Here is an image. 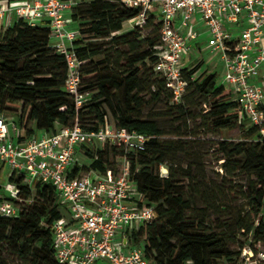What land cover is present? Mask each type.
Listing matches in <instances>:
<instances>
[{
    "label": "trees",
    "instance_id": "1",
    "mask_svg": "<svg viewBox=\"0 0 264 264\" xmlns=\"http://www.w3.org/2000/svg\"><path fill=\"white\" fill-rule=\"evenodd\" d=\"M139 11L125 6L121 0H77L71 7L70 16L79 31L73 45L81 64V90L97 91L79 108H75L73 99L63 89L65 60L49 46L48 26L29 25L17 19L0 32V109L12 110L24 134L49 133L57 123L70 126L75 120L84 130H94L104 122L108 111L119 127L148 135L143 151L128 152L125 157L129 159L130 176L141 197L147 203H162L156 206L153 220L132 230L133 244L141 248L152 264H186L187 261L221 264V260L235 264L240 248L249 238L264 242V133L260 126L249 121L231 91L216 82L215 73L202 70V60L181 69L187 84L181 98L172 101L164 80L152 68L157 56L155 46L159 43V19L157 25H152L149 22L154 15L149 13L144 25L154 27L155 39L141 40L137 29L121 32L123 22ZM103 39L110 46L108 50L113 49L117 55L113 67H103L102 61L93 59L102 52L95 42ZM121 47L127 50L121 51ZM120 60L123 65L118 64ZM141 82L147 83L151 99L163 101L172 110L169 114L176 116L174 120H181L184 125L199 117V127L209 131L235 128L240 131L237 140L222 139L213 146L223 160L224 176L231 180L241 174L247 180L244 194L248 209L236 210L232 223L224 221L218 229L205 224V217L210 216L208 209L216 207L215 213L232 206L215 205L216 189L204 179L202 166L192 165L187 158L186 167L177 173L170 166H166V176L152 171L151 167L162 165L168 157H176L178 153L190 156L193 149L180 140L161 139L164 131L157 119L141 117L145 106L140 95L145 91ZM117 92L121 95L120 104L114 103ZM192 107L201 109L194 114ZM173 133L179 135L177 131ZM83 148L91 159L87 168L104 171L102 151ZM136 165L140 169L133 174ZM177 177L190 181V197L177 188ZM22 178L14 172L9 175L10 180H19L23 203L16 215L0 216V264H7L4 249L24 263L58 264L50 228L62 213L57 193L50 184L38 183L36 194L28 201L30 193L27 186L20 184ZM195 201L201 204L197 207L201 218L193 214ZM239 236L243 238L241 241ZM233 242L238 244L236 251L229 247Z\"/></svg>",
    "mask_w": 264,
    "mask_h": 264
},
{
    "label": "built area",
    "instance_id": "2",
    "mask_svg": "<svg viewBox=\"0 0 264 264\" xmlns=\"http://www.w3.org/2000/svg\"><path fill=\"white\" fill-rule=\"evenodd\" d=\"M127 7L139 8L131 18L143 27L153 0H121ZM159 6V43L152 63L178 101L185 91L181 69L190 49L202 32L207 43L221 54L223 81L252 124L264 133V0H157ZM75 0H0V32L17 19L29 25L49 28V46L63 55L66 65L63 89L75 108L88 100L82 91L81 64L73 42L78 27L66 20ZM241 19L245 25L241 26ZM241 26L236 30L233 27ZM262 83V84H261ZM42 132V131H40ZM149 136L119 127L105 117L94 130H84L77 120L72 125L58 124L54 131L24 134L15 117L0 109V216H14L23 203L18 179L2 180L4 169L23 176L31 198L37 184L47 183L57 193L61 216L52 221V248L58 264H152L130 234L156 217L155 203H143L130 176V162L124 157L117 173L78 163L77 150L96 143H108L125 152H141ZM9 174V175H10ZM167 169L162 168L161 176ZM264 219V212H262ZM186 264H191L187 261ZM235 264H264V242L248 241L240 248Z\"/></svg>",
    "mask_w": 264,
    "mask_h": 264
},
{
    "label": "rangeland",
    "instance_id": "3",
    "mask_svg": "<svg viewBox=\"0 0 264 264\" xmlns=\"http://www.w3.org/2000/svg\"><path fill=\"white\" fill-rule=\"evenodd\" d=\"M77 1V0H75ZM153 14L154 17L153 20L149 23H152V25H157L158 22V16L157 13L152 10L147 13ZM66 20L69 22V24L72 27H75L73 20L71 19V16L69 13L66 12L65 15ZM124 30L129 28L126 31H131L134 29H137L140 31V39L143 40L147 37H152L155 39V32L153 26H144V27H138L131 22H125L123 25ZM236 29V28H235ZM193 30L196 32H202L197 39L194 42L193 47L190 49L189 54L183 58V65L192 66L197 61L202 60L203 61V69H206L208 72H213L216 75V82L218 84L223 83L225 86V82L223 81L224 76V67H223V61L221 59V54L218 51H213L211 47L208 45L207 40L208 36L207 33L204 32V28L202 25H197L193 27ZM238 30V29H236ZM106 39L100 40L99 42H95L97 44L98 49H100L102 52L94 56V61H102V66H109L113 67L115 59L117 58V55H114V50H108L110 46L107 44ZM144 45V44H143ZM145 47V45L143 46ZM121 51H126L127 49L125 47L119 48ZM119 65H123L124 62L120 60L118 62ZM149 67V65H148ZM83 84L85 85L86 82L83 81ZM142 88L145 90L144 92H141V97L144 98L145 106L142 109L141 117L147 118V117H155L159 124L161 125L164 134L161 136V139L163 140H180L181 142H185L188 145H191L193 152L190 156L183 155L181 153H178L176 157L170 158L168 157L166 161L159 165L158 167L153 166L152 171L154 173H160L162 168H166V166L172 167L173 172L177 173L180 171V168L186 167V159L189 158L192 162V165L194 166H202L203 167V176L204 179L209 183V185L216 189L215 196L218 197V200H216V203H220L221 205L229 204L232 206V208L226 209L224 211H217L213 212L214 208H210L207 210V212L210 214V216L205 217V224L210 226L213 229H218V225L223 223L224 221H229V223H232L233 220H235V212L236 210H244L247 211L246 206V195L244 194L246 191V185L247 180L246 178L239 174L235 177H233L231 180L228 179V176H224L223 168H222V159H219V153L214 151V143L216 141L222 140V139H228V140H237L240 135V131L235 129H223L220 131H209L206 128L199 127L200 118L195 117L194 119L189 120L186 122V125H184L183 121L181 120H174L175 115L169 114L170 111L168 106L163 101H154L151 99V96L149 94V91L147 90V83L141 82ZM97 93L96 90H90L88 91V99L95 95ZM120 92L116 93V97L114 100L115 104H120ZM164 98V95H161V99ZM204 108V106L202 107ZM194 111V114H196L201 107H197L196 109L192 107ZM12 111V110H11ZM11 111H7L6 113L9 115L14 116V113ZM107 119L112 120V116L110 112L107 111ZM179 132V135H174L173 132ZM90 147V146H86ZM94 151L101 150L103 153V162L105 167H110L114 173H117L122 167V162L125 157V154L127 152L121 150V149H113V146L108 143H96L93 148ZM76 159L79 164L84 166V169H87V167L91 163V159H89L86 156V151L83 147H80L77 150ZM194 166H191V171L194 170ZM136 171L133 174H136V172L140 169L139 165H136ZM167 169V168H166ZM168 170V169H167ZM10 174V169L6 167L4 169V173L2 175V180L7 181L8 176ZM132 174V173H131ZM177 188L185 193L186 197H190V189H189V180L181 177H177L175 179ZM140 200L143 203H147V200L143 197H140ZM159 203H155L157 206ZM200 207L201 204L199 201L194 202V215L197 216V218H201L199 215V212H197V207ZM62 212V211H61ZM197 212V213H196ZM228 212H232V214H228ZM264 212V207H263ZM238 239L241 241L243 238L238 237ZM229 247L232 251H236L239 249L238 244L233 242L229 243ZM3 255L5 256L7 264H28L24 263L17 258H15L11 252L7 249L3 250ZM221 264H228L227 262L221 260L219 261Z\"/></svg>",
    "mask_w": 264,
    "mask_h": 264
},
{
    "label": "crops",
    "instance_id": "4",
    "mask_svg": "<svg viewBox=\"0 0 264 264\" xmlns=\"http://www.w3.org/2000/svg\"><path fill=\"white\" fill-rule=\"evenodd\" d=\"M152 10H154V11L157 13V16H158V19H159V6H158V2H157V0H153V1H152V8H151L150 11H152ZM150 11H149V12H150ZM241 20H242V21H241V26L245 25V21H244L243 19H241ZM73 22H74V21H73ZM125 22H129V23L131 24V20H130V19L127 20V21H124L123 24H122V30H121V32H123V31L129 29V28H127V29L124 30L123 25H124ZM74 25L77 26L76 22H74ZM199 25H200V24H199ZM241 26H237V27H233V28H234V29H235V28L240 29ZM261 84H262V83H261ZM57 125H58V123H57L55 126H57ZM42 133H43V132L38 131V134H42Z\"/></svg>",
    "mask_w": 264,
    "mask_h": 264
}]
</instances>
